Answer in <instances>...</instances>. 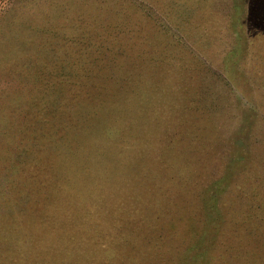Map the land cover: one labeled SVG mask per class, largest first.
Returning <instances> with one entry per match:
<instances>
[{
	"label": "rangeland",
	"instance_id": "374dc122",
	"mask_svg": "<svg viewBox=\"0 0 264 264\" xmlns=\"http://www.w3.org/2000/svg\"><path fill=\"white\" fill-rule=\"evenodd\" d=\"M0 264H264V0H0Z\"/></svg>",
	"mask_w": 264,
	"mask_h": 264
}]
</instances>
